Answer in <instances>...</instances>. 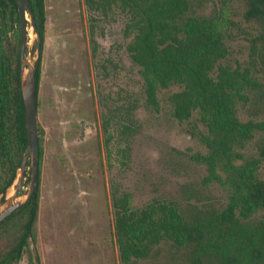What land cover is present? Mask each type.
Instances as JSON below:
<instances>
[{
    "label": "rangeland",
    "instance_id": "obj_1",
    "mask_svg": "<svg viewBox=\"0 0 264 264\" xmlns=\"http://www.w3.org/2000/svg\"><path fill=\"white\" fill-rule=\"evenodd\" d=\"M44 2L37 101L40 199L36 240L30 243L39 264H120L112 215L115 191L129 194L133 209L154 202L174 203L193 222L220 212L227 203L226 192L217 184L205 185V167L195 161V155L206 149L189 136L188 123L180 124L171 114L169 97L180 89L160 90L157 109L145 104L138 68L126 51L124 18L95 16L93 21L85 0ZM190 2L191 15L226 19L229 55L223 63L249 68L262 86L251 94V102L238 106V116L242 121L264 120L263 26L244 18V0ZM35 39L29 28L28 59ZM36 59L35 52L33 64ZM130 102L136 105L131 115L134 126L123 139L116 115L120 117L123 111L117 110ZM107 117L114 136L110 154L102 126ZM261 141L257 135L246 146L245 156L258 157ZM25 174L21 191L29 185V163ZM258 175L264 180V162ZM237 226L247 228L249 236L254 234L264 226V212ZM19 264H29L26 255ZM138 264H223V260L196 246L176 249L163 244L155 256Z\"/></svg>",
    "mask_w": 264,
    "mask_h": 264
},
{
    "label": "trees",
    "instance_id": "obj_2",
    "mask_svg": "<svg viewBox=\"0 0 264 264\" xmlns=\"http://www.w3.org/2000/svg\"><path fill=\"white\" fill-rule=\"evenodd\" d=\"M244 18L264 28V0H244ZM40 51L35 62V98L41 73L45 32L44 0H28ZM92 20L120 14L126 51L138 68L147 107L157 109L158 93L172 86L180 90L169 97L172 117L188 123L189 136L205 147L195 161L205 167V185L217 184L226 192L227 203L212 218L189 221L174 203L154 202L140 209L131 207L127 193H112L115 243L120 264H138L150 259L161 245L173 248L196 246L215 252L223 264H264V226L249 236L238 227L264 212V180L258 175L264 162V120L242 121L238 106L251 102V94L262 87L247 67L223 63L228 25L221 16L189 13L190 0H85ZM14 32L13 37L11 34ZM132 102L116 115L117 129L126 139L133 128ZM195 116V119H193ZM109 117L102 126L107 153L114 136ZM200 125L203 129L200 128ZM262 137L258 157L245 156L246 146ZM27 145L25 109L20 85L19 15L15 0H0V204L18 178ZM125 150L122 156L125 158ZM41 139L38 140L36 188L26 202L0 222V264H39L30 249L36 240L40 199ZM124 163V160H122ZM216 234V237L213 236Z\"/></svg>",
    "mask_w": 264,
    "mask_h": 264
},
{
    "label": "water",
    "instance_id": "obj_3",
    "mask_svg": "<svg viewBox=\"0 0 264 264\" xmlns=\"http://www.w3.org/2000/svg\"><path fill=\"white\" fill-rule=\"evenodd\" d=\"M19 15V32H20V85L21 94L25 109V121L27 129V145L23 154L17 182L13 194L0 204V222L11 215L15 210L21 207L26 200L33 194L36 188L38 175V140L39 127L37 116V104L35 98V63H32L34 53L37 57L40 51V36L34 26L31 15V8L28 0H15ZM27 16L29 18H27ZM31 29L36 36L35 44L30 47V59L27 58L28 29ZM37 60V59H36ZM36 62V61H35ZM30 170L29 185L24 191L26 180V168Z\"/></svg>",
    "mask_w": 264,
    "mask_h": 264
},
{
    "label": "bare ground",
    "instance_id": "obj_4",
    "mask_svg": "<svg viewBox=\"0 0 264 264\" xmlns=\"http://www.w3.org/2000/svg\"><path fill=\"white\" fill-rule=\"evenodd\" d=\"M27 18H28V16H27Z\"/></svg>",
    "mask_w": 264,
    "mask_h": 264
}]
</instances>
